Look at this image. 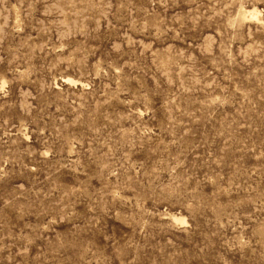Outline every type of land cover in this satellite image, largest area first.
<instances>
[{
  "label": "rangeland",
  "instance_id": "rangeland-1",
  "mask_svg": "<svg viewBox=\"0 0 264 264\" xmlns=\"http://www.w3.org/2000/svg\"><path fill=\"white\" fill-rule=\"evenodd\" d=\"M0 264H264V0H0Z\"/></svg>",
  "mask_w": 264,
  "mask_h": 264
}]
</instances>
